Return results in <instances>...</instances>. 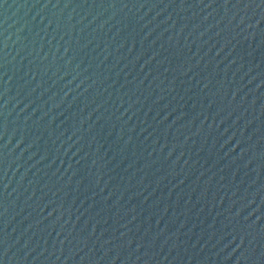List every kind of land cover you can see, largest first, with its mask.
I'll return each mask as SVG.
<instances>
[{
  "label": "water",
  "instance_id": "water-1",
  "mask_svg": "<svg viewBox=\"0 0 264 264\" xmlns=\"http://www.w3.org/2000/svg\"><path fill=\"white\" fill-rule=\"evenodd\" d=\"M0 264H264V0H0Z\"/></svg>",
  "mask_w": 264,
  "mask_h": 264
}]
</instances>
